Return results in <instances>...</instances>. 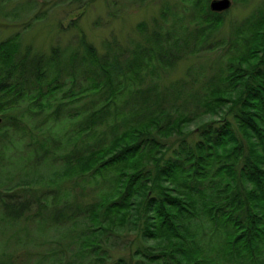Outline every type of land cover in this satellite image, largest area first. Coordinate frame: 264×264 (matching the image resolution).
Listing matches in <instances>:
<instances>
[{
  "label": "trees",
  "instance_id": "trees-1",
  "mask_svg": "<svg viewBox=\"0 0 264 264\" xmlns=\"http://www.w3.org/2000/svg\"><path fill=\"white\" fill-rule=\"evenodd\" d=\"M210 1L102 55L0 42V264H264V3L217 39Z\"/></svg>",
  "mask_w": 264,
  "mask_h": 264
},
{
  "label": "rangeland",
  "instance_id": "rangeland-1",
  "mask_svg": "<svg viewBox=\"0 0 264 264\" xmlns=\"http://www.w3.org/2000/svg\"><path fill=\"white\" fill-rule=\"evenodd\" d=\"M230 2V8L224 11V26L218 32L217 39L228 36L230 25L241 21L264 3V0ZM176 3L177 0H11L0 7V42L19 33L23 47L31 46L38 52L46 53L53 46L78 49L80 38H85L94 46L97 54L102 55L106 51L104 45L116 42L123 48L141 42L138 29L145 28L147 32H151L153 26L160 21L161 8L163 9L164 5L171 8L172 13L179 14L177 9L173 8ZM20 4L30 5L33 12L27 17L14 20L12 12ZM169 19L167 16V20ZM33 20L36 21L25 29V25ZM217 57V53L204 52L195 59L180 62L170 70L171 73L162 74L163 81L159 82V85L167 86L176 80H185L189 67L199 69L200 64L213 63ZM208 120H216V117L204 116L201 121L190 125L188 130L193 131L197 124ZM20 175L17 174L15 178ZM64 185H69V182ZM4 214L0 207V215ZM0 228L3 229L4 225L1 224ZM10 231L9 229L5 233ZM13 241H9L11 247L12 244L15 247L17 243L16 240ZM15 255L22 257L24 252L18 250Z\"/></svg>",
  "mask_w": 264,
  "mask_h": 264
},
{
  "label": "water",
  "instance_id": "water-1",
  "mask_svg": "<svg viewBox=\"0 0 264 264\" xmlns=\"http://www.w3.org/2000/svg\"><path fill=\"white\" fill-rule=\"evenodd\" d=\"M231 6L230 0H211L209 10L214 13H222Z\"/></svg>",
  "mask_w": 264,
  "mask_h": 264
}]
</instances>
